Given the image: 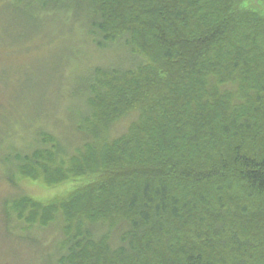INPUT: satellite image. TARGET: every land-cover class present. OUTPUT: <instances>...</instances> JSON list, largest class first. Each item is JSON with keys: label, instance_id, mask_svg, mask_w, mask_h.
Here are the masks:
<instances>
[{"label": "trees", "instance_id": "obj_1", "mask_svg": "<svg viewBox=\"0 0 264 264\" xmlns=\"http://www.w3.org/2000/svg\"><path fill=\"white\" fill-rule=\"evenodd\" d=\"M245 1L0 0V78L9 47L29 39L19 16L30 25L68 13L82 43L132 55L93 60L68 87L88 107L72 153L51 132L62 79L49 82L54 109L0 97L2 178L74 182L50 200L4 202L8 224L64 216L59 252L39 264H264V11Z\"/></svg>", "mask_w": 264, "mask_h": 264}, {"label": "rangeland", "instance_id": "obj_2", "mask_svg": "<svg viewBox=\"0 0 264 264\" xmlns=\"http://www.w3.org/2000/svg\"><path fill=\"white\" fill-rule=\"evenodd\" d=\"M8 3L5 1L1 7L4 6L7 10ZM245 4L264 11V0H252V2L248 0L245 1ZM69 16L71 15L68 13L59 16L50 14L48 19L40 16V20L45 21L32 23L33 25H27L26 18L22 16L16 18V27H19L17 31L28 32L29 39L18 47H9L8 52L12 55L2 64L5 66L2 68L8 70V76L6 79L0 78L5 81L0 82V97L2 100L8 98L15 102L16 109L19 111L28 112L30 110L33 112L39 111V109L26 108V99L32 106L46 104L54 109L56 104L54 108L52 105L56 100L55 93L61 89V95L56 93L61 104L58 107V116L55 117L56 119L54 118V124L52 123L51 132L60 139L67 152L72 153L85 141L86 135L79 131L78 121L79 113L87 111L88 107L83 96H74L72 91L68 90L69 86L79 79L86 80L88 78L90 68L94 65L93 60L112 64L125 59L129 64L128 57L131 58L132 55L127 51L125 54L124 50L115 48V46L108 50L98 51L93 46H89V42L82 43L81 31L72 23ZM66 19L68 20L65 21ZM8 20V25H15V22L11 21L12 19ZM39 27L41 29L35 31ZM19 51L20 53L17 55ZM67 59H70L71 65L68 63L66 68L70 67L64 70ZM60 79L65 83L63 88L59 87ZM50 81L52 83L56 81L59 84L56 92L50 88ZM137 117L138 112H133L120 122L113 124L109 130V137L115 138L127 132L131 122ZM27 140L35 141L31 137H27ZM73 187L74 182L51 187L38 180L22 178L19 175L17 184L12 185L2 178L0 172V264H39L43 258L56 255L59 252L64 237V216H60L58 220L47 227L26 228L20 222L8 224L3 211L4 202L20 194H27L46 201L65 195Z\"/></svg>", "mask_w": 264, "mask_h": 264}]
</instances>
